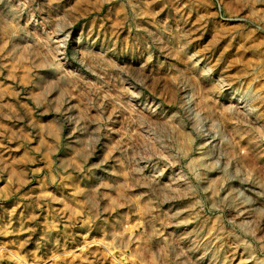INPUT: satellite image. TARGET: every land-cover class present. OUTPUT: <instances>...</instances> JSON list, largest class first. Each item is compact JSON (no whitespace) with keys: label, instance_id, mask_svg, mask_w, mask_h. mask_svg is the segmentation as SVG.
<instances>
[{"label":"rangeland","instance_id":"1","mask_svg":"<svg viewBox=\"0 0 264 264\" xmlns=\"http://www.w3.org/2000/svg\"><path fill=\"white\" fill-rule=\"evenodd\" d=\"M0 264H264V0H0Z\"/></svg>","mask_w":264,"mask_h":264}]
</instances>
